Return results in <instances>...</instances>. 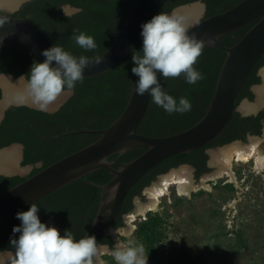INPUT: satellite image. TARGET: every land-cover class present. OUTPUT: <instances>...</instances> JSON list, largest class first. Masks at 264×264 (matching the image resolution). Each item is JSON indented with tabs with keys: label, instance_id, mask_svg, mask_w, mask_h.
Here are the masks:
<instances>
[{
	"label": "trees",
	"instance_id": "16d2710c",
	"mask_svg": "<svg viewBox=\"0 0 264 264\" xmlns=\"http://www.w3.org/2000/svg\"><path fill=\"white\" fill-rule=\"evenodd\" d=\"M138 0H30L11 14L25 18L38 26L52 43L62 46L72 55L93 58L101 55L111 44L120 25ZM200 1L204 4L203 18L224 12L242 0H168L161 12L169 13L175 7ZM68 5L79 11L72 16H63L61 8ZM255 23L238 29L219 39L225 46L234 45ZM73 29H80L92 35L97 47L92 50L80 48L72 39ZM142 47V38L136 40L127 57L108 72L83 78L77 82L72 96L54 113L29 109L27 107H11L0 124V148L18 143L23 146L21 166L35 165L25 176L6 177L0 175V194L21 183L30 176L54 163L55 161L87 146L98 136L89 134L64 135L69 131L82 129L97 130L109 126L116 120L128 101L132 81L135 75L131 72L133 62L131 55ZM225 58V53L212 47L204 46L194 65L204 76L203 80L189 85L183 74L178 77H161L163 87L175 98L187 97L191 109L184 113H167L152 103L141 121L138 133L149 137H162L180 133L195 125L205 114L212 97L215 82ZM26 55L8 46H0V73H10L13 77L27 75L33 64ZM264 66V56L256 63L236 98L237 105L246 98L253 99L249 88L259 83L257 70ZM261 119L264 113L242 117L234 112L231 121L222 133L206 146L189 154H179L160 163L145 174L127 194L122 215L133 209V199L141 197V188L148 186L153 180L146 177L160 167L162 172L180 164H190L196 169L195 178L210 171L206 167V149L219 147L233 141H245L248 135L259 136L262 130ZM144 149L128 151L122 155H113L109 161L128 162L139 156ZM112 178L104 169H98L74 182L54 191L36 202L41 222L52 220L63 234L64 229H71L76 239L84 236L96 214L100 200V188ZM145 182V183H144ZM142 183V184H141ZM144 183V184H143ZM29 208V207H28ZM25 209L23 211L28 210ZM121 217L113 228L123 226ZM163 218L149 215L146 221L138 225L136 237L140 240L144 253L151 264H161L159 244L164 235ZM20 224L16 215L0 227V249L10 247L12 228ZM17 236L19 234H16ZM100 244L113 245L105 234ZM93 260V258H92Z\"/></svg>",
	"mask_w": 264,
	"mask_h": 264
},
{
	"label": "water",
	"instance_id": "95a60500",
	"mask_svg": "<svg viewBox=\"0 0 264 264\" xmlns=\"http://www.w3.org/2000/svg\"><path fill=\"white\" fill-rule=\"evenodd\" d=\"M26 1L28 0H19L11 8L5 9L13 11ZM167 1L138 0L120 25L109 47L101 55L89 58V63L83 71V78L102 75L120 64L139 38L141 25L159 14ZM187 5L200 7V13L186 24L189 34L194 33L203 40L204 46L216 48L225 53L204 116L195 125L177 134L162 137L139 134L137 132L139 125L146 114L151 99L147 93L141 96L135 92V84H133L137 79L135 76L124 110L109 126L97 130L82 129L64 133V135H96L98 138L95 141L55 161L0 194V227L12 219L17 212L30 207L32 203L38 202L80 177L98 169H104L112 175V178L104 185L99 186L98 208L93 221L84 234V236H95L98 244L97 252L101 247L102 237L113 229L114 224L121 217L127 194L145 174L165 160L179 154H189L212 142L226 128L234 112H238L244 117L256 115L260 110L264 111V107L259 106L251 112H242L236 103V98L248 75L264 56V0H242L224 12L202 19L199 17L205 6L200 1L175 7L174 12ZM67 9L78 11L70 6H67ZM254 21L251 28L234 45L225 46L219 42L223 36L232 34ZM0 46L13 48L34 62H43L45 57L41 55V52L53 46V43L31 21L0 11ZM97 57H103L99 64L96 63ZM4 77L10 76L4 75ZM9 79L18 80V78L11 77ZM22 82L24 83V81ZM253 89L257 97L256 90L259 88L254 87ZM70 95L71 91L63 92L54 103L47 106L46 110L41 111L54 112ZM15 97L17 99L15 98L14 101L0 106V112L10 104H23L40 110L34 103ZM1 100L2 98H0ZM243 103H249V101L243 99ZM253 137L257 138L258 136L249 135L248 142ZM261 144L264 145V143ZM11 148H17L16 168L14 170L3 169L0 162V175L6 177L20 175L31 169L30 165H20L22 147L18 143L0 148V157ZM136 149H144V152L131 161L108 160L115 154L122 155ZM44 223L55 226L51 220Z\"/></svg>",
	"mask_w": 264,
	"mask_h": 264
},
{
	"label": "clouds",
	"instance_id": "9594fccd",
	"mask_svg": "<svg viewBox=\"0 0 264 264\" xmlns=\"http://www.w3.org/2000/svg\"><path fill=\"white\" fill-rule=\"evenodd\" d=\"M140 36L142 47L131 55V72L137 77L133 82L135 92L141 96L147 93L152 103L169 114L189 111L190 100L170 95L160 78L183 74L189 85L203 80V74L194 65L204 41L194 33L189 34L182 18L165 12L143 23ZM71 39L85 50L97 47L94 37L80 29H73ZM41 55L45 57L43 62H33L28 74L20 76L18 81H24L21 99L31 100L40 110H46L59 95L74 90L77 82H83L89 58L76 57L55 43ZM102 59L97 57L96 63ZM258 75L264 77V66L258 69ZM253 140L248 147L251 151L258 150L264 159V149H260L264 138L253 137ZM38 212L39 207L32 203L27 211L16 213L20 224L12 228L10 247L0 249V264H93L92 257L98 246L95 236L76 239L71 229H64L61 234L55 226L41 222ZM143 251L142 245L119 241L111 249L116 264H147Z\"/></svg>",
	"mask_w": 264,
	"mask_h": 264
},
{
	"label": "rangeland",
	"instance_id": "374dc122",
	"mask_svg": "<svg viewBox=\"0 0 264 264\" xmlns=\"http://www.w3.org/2000/svg\"><path fill=\"white\" fill-rule=\"evenodd\" d=\"M187 7L191 5L185 8ZM16 10L8 11L0 7V11L6 13H13ZM174 10L176 9L169 13H175ZM63 11L67 16L73 14L67 7H63ZM203 15L204 11L201 12L199 19H202ZM263 78L261 77L260 83L255 87L259 90L261 88L264 92ZM256 100L254 93L249 103H243L241 100L238 105L243 111L241 108L243 104L252 105ZM248 136L244 142L236 140L228 145L207 150L210 171L197 181H194L192 169L185 165L169 170L164 175L186 169L193 185L196 186L203 178L210 177L219 170L211 163L212 152L235 143L248 144L253 140L250 139L248 142ZM263 137L264 127L257 138ZM30 170L22 172L20 176L27 175ZM232 171L234 176L232 182L226 178L207 181L210 191L200 189L191 192L188 197H178L171 189L169 197L160 199L155 211L145 213L144 222L149 215L154 214L164 219L162 225L164 237L159 244L161 264H264L263 179L253 174L251 164L246 166L235 163ZM159 179L160 177L151 182L141 193L142 198L133 199V209L123 216V226L112 232L114 245L111 249L118 241L131 242L133 246L142 245L136 237L137 227L143 223L137 214L138 206L147 203L146 191ZM230 204H233V207L230 208ZM111 249L107 250L101 246L95 253L93 264H116ZM143 255L146 257L144 251ZM147 264H151L148 258Z\"/></svg>",
	"mask_w": 264,
	"mask_h": 264
},
{
	"label": "bare ground",
	"instance_id": "6f19581e",
	"mask_svg": "<svg viewBox=\"0 0 264 264\" xmlns=\"http://www.w3.org/2000/svg\"><path fill=\"white\" fill-rule=\"evenodd\" d=\"M18 1L19 0H0V7L11 8L13 4L17 3ZM199 13L200 7L198 5H193L191 7L175 11V15L182 18L185 24L191 22ZM23 84L24 83L22 81H14L8 79L7 77H0V86L3 88V99L0 101V106L14 101V98H16L15 96H19L18 98L22 101H29L30 103H33L31 100L21 99L20 94ZM256 94V102L252 105L243 104L241 106L243 110L242 112H251L259 106L264 107L263 90L261 88L260 90L257 89ZM58 98L59 97H57V99ZM55 101L51 103H54ZM252 143H254V140L245 145H239V143H235L212 152L211 163L215 167H218L219 170H217V172L210 177L207 176L206 178H203L196 186L193 185V182L189 176V172H187L186 169L171 172L160 177L159 181L153 184L146 191L147 203L143 206L141 205L142 207L138 206L137 214L144 216L146 212L155 211L160 203V199L169 197L171 189L175 191L178 197H188L191 192H196L200 189L210 191V186L206 184L207 181L226 178L229 180V182H232L234 180L232 167L235 163L246 166L251 164L253 174L260 176V178L263 179L262 185L264 186V159L260 158L258 150L251 151L248 146ZM260 149H264V145L261 144ZM16 157L17 148H11L10 150L6 151L3 156L0 157L2 168L6 170H14L16 168ZM229 207H233V204H230Z\"/></svg>",
	"mask_w": 264,
	"mask_h": 264
},
{
	"label": "flooded vegetation",
	"instance_id": "af4514ba",
	"mask_svg": "<svg viewBox=\"0 0 264 264\" xmlns=\"http://www.w3.org/2000/svg\"><path fill=\"white\" fill-rule=\"evenodd\" d=\"M28 1H30V0H28ZM27 2V1H26ZM25 2H23L22 4H24ZM22 4L18 7V9L17 10H19V8L22 6ZM68 5H64V6H62V8H61V13H62V15L63 16H67V15H65L64 14V11H63V7H67ZM16 10V11H17ZM15 11V12H16ZM78 11H79V9H78ZM78 11H76V12H74V11H72L73 12V14L72 15H74V14H76ZM14 13V12H13ZM13 13H11V14H13ZM72 15H70V16H72ZM4 75H8V76H10L11 78H13V79H17V78H19L20 76H22L23 74H21V75H19V76H17V77H13L10 73H7V72H5V73H3ZM258 77H259V83H260V79H261V77H260V75H258V70H257V74H256ZM0 77H4L3 75H0ZM9 79V78H8ZM14 81H17V80H14ZM258 83V84H259ZM258 84H255V85H252L250 88H249V90L252 92V95H254V91H253V88L256 86V85H258ZM2 91H3V88H2V86H0V97H2ZM72 90H71V95L69 96V98L72 96ZM15 96V95H14ZM17 97H19V96H17ZM68 98V99H69ZM15 99V98H14ZM67 99V100H68ZM244 99H246V98H244ZM66 100V101H67ZM243 100V99H242ZM65 101V102H66ZM249 101V100H248ZM64 102V103H65ZM63 103V104H64ZM62 104V105H63ZM61 105V106H62ZM21 106H23V107H27V108H29V109H33V108H30V107H28V106H26V105H23V104H19V105H17V104H10L6 109H4V110H2L1 112H0V124L3 122V120L5 119V116H6V112L11 108V107H21ZM61 106H59V108L61 107ZM58 108V109H59ZM57 109V110H58ZM33 110H36V109H33ZM57 110H55L54 112H56ZM37 111H41V110H37ZM42 112H45V111H42ZM54 112H46V113H49V114H52V113H54ZM259 112H263L264 113V111L263 110H260V111H258V113ZM257 113V114H258ZM240 114V113H239ZM251 116V115H250ZM243 117V116H242ZM245 117V116H244ZM261 123H262V128L264 127V119H261ZM94 136H96V135H94ZM19 145H21V144H19ZM228 145V144H227ZM223 146V145H222ZM21 147H22V149H21V157H22V152H23V146L21 145ZM219 147H221V146H219ZM213 148H215V147H213ZM210 149V148H209ZM209 149H206L205 150V154L207 155V157H208V154H207V150H209ZM21 164V163H20ZM40 163H37V164H35V165H33V166H31L32 168L33 167H40ZM187 166L188 168H190V169H192V175H193V178H194V181H197L198 179H200L203 175H206L207 173H202V174H200V176L196 179L195 178V172H196V169L194 168V166H192V165H190V164H180V165H178V166H176V167H172V168H170L169 170H172V169H176V168H178V167H180V166ZM206 167H208L209 168V165H208V158H207V162H206ZM32 168H31V170H32ZM163 169H164V167H160V168H158L157 170H155V171H153V172H151L147 177H146V179H145V182L148 180V179H152V178H154V180L155 179H158L159 177H161L162 175H164V174H166L167 173V171L166 172H162L163 171ZM30 170V171H31ZM168 170V171H169ZM30 173V172H29ZM28 173V174H29ZM16 176V175H15ZM17 176H20V175H17ZM153 180V181H154ZM152 181V182H153ZM144 182V183H145ZM143 183V184H144ZM142 184V183H141ZM150 185V184H149ZM148 185V186H149ZM148 186H143L142 188H141V191H140V193H142ZM129 214V213H128ZM123 216L124 215H122V217H121V219H122V222H123ZM52 221V220H51ZM53 222V221H52ZM54 223V222H53ZM55 225V224H54ZM56 226V225H55ZM57 227V226H56ZM119 228H121V227H119ZM119 228H113L109 233H107L106 235L111 239V241L113 242V245H114V240H113V235H112V232L114 231H116L117 229H119ZM58 229V228H57ZM113 245L112 246H109V245H107V244H100V246H104L107 250H110L112 247H113ZM94 256H95V254H94ZM94 256L92 257L93 258V260L92 261H94Z\"/></svg>",
	"mask_w": 264,
	"mask_h": 264
},
{
	"label": "built area",
	"instance_id": "2783aa9c",
	"mask_svg": "<svg viewBox=\"0 0 264 264\" xmlns=\"http://www.w3.org/2000/svg\"><path fill=\"white\" fill-rule=\"evenodd\" d=\"M139 220H142V221L145 220V216H140Z\"/></svg>",
	"mask_w": 264,
	"mask_h": 264
}]
</instances>
